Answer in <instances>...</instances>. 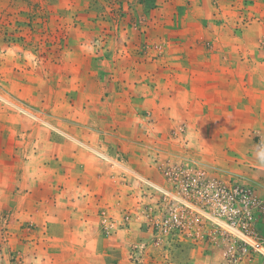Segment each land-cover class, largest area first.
Returning a JSON list of instances; mask_svg holds the SVG:
<instances>
[{
    "label": "rangeland",
    "instance_id": "obj_1",
    "mask_svg": "<svg viewBox=\"0 0 264 264\" xmlns=\"http://www.w3.org/2000/svg\"><path fill=\"white\" fill-rule=\"evenodd\" d=\"M0 264H264V0H0Z\"/></svg>",
    "mask_w": 264,
    "mask_h": 264
},
{
    "label": "built area",
    "instance_id": "obj_2",
    "mask_svg": "<svg viewBox=\"0 0 264 264\" xmlns=\"http://www.w3.org/2000/svg\"><path fill=\"white\" fill-rule=\"evenodd\" d=\"M190 204V203H189ZM188 206H190L191 207V205H188ZM174 222L178 225V224H180V225H182V224H184L186 221H183L182 219H181V216H180V214L179 213H175L174 214ZM179 225V226H180Z\"/></svg>",
    "mask_w": 264,
    "mask_h": 264
}]
</instances>
